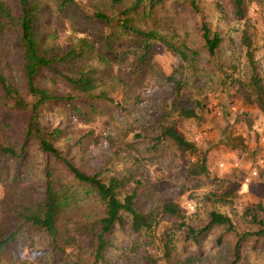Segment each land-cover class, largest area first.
<instances>
[{
  "label": "rangeland",
  "instance_id": "obj_1",
  "mask_svg": "<svg viewBox=\"0 0 264 264\" xmlns=\"http://www.w3.org/2000/svg\"><path fill=\"white\" fill-rule=\"evenodd\" d=\"M8 1L14 4V0ZM101 1L78 0V3L84 13L91 14L95 4ZM196 1L200 12L193 8L190 0H166L157 11L160 31L198 52L194 65L191 61L184 65L179 54L157 44L149 65L129 78L126 87L115 81L107 82L101 87L107 97L78 100L76 104L83 114L58 101L46 105L41 113L45 127L60 130L55 143L62 154L89 174L101 171L105 179L113 175L131 178L127 189L135 185L134 182L131 185L132 180H140V207L159 213L161 218L153 235L137 234L127 224L115 226L109 234L111 246L99 264H152L149 256L161 258L160 264H166L161 256L170 238L175 242L174 264H187L185 260L193 257L194 264H264V234H257L262 227L253 217L255 214L264 222V168L259 165L264 155V110L255 101L246 47L242 42L243 32L247 30L255 48L258 76L264 84V0H245V17L236 14L232 0ZM69 16L45 26L50 37L52 33L59 37L54 40L55 44L62 45L65 34L74 26L93 34L98 39L97 46L104 49L100 21H89L83 27L67 22L60 24L62 20H70ZM203 21L222 37L214 58L204 47ZM14 34L11 30L4 34L0 49L5 72L22 85L23 73L14 47ZM133 43V39L116 43V53H108L111 57L125 55V63L120 69H113L114 72L121 70L128 74L134 59ZM47 72L39 74L41 83L60 94L65 93L66 88L57 74L53 70ZM179 79L184 81L179 92L182 103L190 105L199 100L203 105L195 119L176 113L173 116L178 129L199 147V154L206 152L208 175H190L188 168L197 155L182 152L171 139L159 137L158 120L176 99L175 82ZM1 117L12 122L11 126L0 124L1 141L20 144L26 114L1 103ZM47 166L57 168L59 176L69 179L64 164L44 154L33 142L28 153L19 159L0 156V219L7 214V203L13 192L20 188L10 184L13 175L23 174L21 189L32 199H39L44 194ZM251 166H258L259 174L246 183L244 176ZM77 190L81 200L60 218V226L69 217L94 221L104 213V205L94 193L86 195L81 187ZM168 199L180 205L184 219L162 214L161 206ZM212 210L230 216L235 229L215 225L199 237V242L186 239L188 226L199 231L209 223ZM182 222L187 226H180ZM243 233L248 235L237 255L236 242ZM47 243L42 234L31 231L11 255L28 261L59 259L61 253L51 251ZM68 255L69 259L84 263L94 260L89 241Z\"/></svg>",
  "mask_w": 264,
  "mask_h": 264
},
{
  "label": "trees",
  "instance_id": "obj_2",
  "mask_svg": "<svg viewBox=\"0 0 264 264\" xmlns=\"http://www.w3.org/2000/svg\"><path fill=\"white\" fill-rule=\"evenodd\" d=\"M165 1L102 0L95 4L94 12L87 14L80 8L78 0H14L13 5L8 0H0V41L6 32L11 30L15 33L14 47L23 73L22 85L7 75L5 59L0 49V104L15 112L26 114V121L21 129L23 139L20 144H5L1 141L0 134V156L5 159H19L28 153L33 142L44 154L62 162L69 175V179L65 180L57 174V168L47 166L44 194L39 199H32L27 191L21 189L25 178L23 174L20 176L17 173L13 175L11 181L7 180L11 185H17L20 188L14 189L7 203V214L0 219V264H99L105 259L106 252L111 246L109 234L115 226L127 224L137 234L146 232L152 235L158 228L161 222L159 213L147 212L139 205L140 180H132L131 185L133 182L135 185L127 189L131 178L113 175L105 179L101 171L89 174L80 169L61 153L55 143L60 130L57 128L50 130L45 127L41 122V113L46 105L58 101L71 106L79 115L83 114L82 109L76 104L78 100L107 97L101 88L107 82L115 81L117 85L126 87L129 78L137 76L149 65L154 54V46L157 44H162L179 54L184 65L189 61L194 65L198 52L185 43L171 40L160 31L157 11ZM232 1L236 14L239 17H245L246 1ZM190 2L197 12L201 11L196 0H190ZM68 15L70 20H62L60 24L67 22L83 27L89 21H100L104 32V49L97 46L98 39L94 38L93 34L82 32V29L74 26L71 27L70 33L65 34L63 39L65 42L62 45L55 44L54 40L59 37H56L54 33L50 37L45 26ZM201 30L204 47L210 57H216L222 42L220 33L213 31L206 21L202 22ZM130 39L134 40V59L128 67V74L125 75L121 70L116 73L113 69L121 68L125 63L123 58L125 55L120 53L111 57L108 53H116L115 44ZM242 40L246 47L248 73L254 89L255 101L264 110V84L258 76L254 58L255 48L247 30L243 32ZM44 70L48 72L53 70L57 74L66 88L65 93L60 94L41 83L38 77ZM169 79L173 80L174 76H169ZM183 86V80L179 79L175 82L177 97L158 120L159 137L171 139L182 152L197 155L196 160L190 164L188 172L192 176L200 177L208 175L210 171L207 154L206 152L199 154V147L178 129L176 117L173 115L176 113L181 117L195 119L199 117L198 109L203 104L199 100L195 104H183L179 94ZM1 123L3 127L12 124L11 121L2 117ZM79 187L84 189L86 195L92 192L98 197L104 205V213L94 221H82L69 217L64 225L60 226V218L76 207L81 200L77 190ZM161 207L163 215L184 219L183 210L175 200H165ZM253 217L262 227L257 234H264V222L255 214ZM215 225L227 227L229 230L235 229L230 216L212 210L209 223L199 231L188 226L185 238L199 242V237ZM180 226H187V224L182 222ZM31 231L42 234L47 239L51 251L60 252L61 257L43 262L42 260H20L12 256V250ZM247 235L243 233L237 240V255ZM87 241L92 245L94 260L91 263H84L69 259L68 253ZM174 249L175 242L170 238L165 243L161 256L166 264H174ZM148 259L152 261V264H160L161 258L149 256ZM185 261L187 264H194V257L187 258Z\"/></svg>",
  "mask_w": 264,
  "mask_h": 264
},
{
  "label": "built area",
  "instance_id": "obj_3",
  "mask_svg": "<svg viewBox=\"0 0 264 264\" xmlns=\"http://www.w3.org/2000/svg\"><path fill=\"white\" fill-rule=\"evenodd\" d=\"M264 139V138H263ZM260 168H264V155L259 161ZM259 174V167L258 166H251L248 169V173L244 176L245 182H250L253 177Z\"/></svg>",
  "mask_w": 264,
  "mask_h": 264
}]
</instances>
